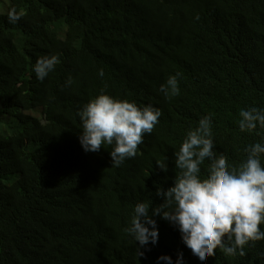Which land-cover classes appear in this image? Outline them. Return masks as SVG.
Returning a JSON list of instances; mask_svg holds the SVG:
<instances>
[{
  "label": "trees",
  "instance_id": "obj_1",
  "mask_svg": "<svg viewBox=\"0 0 264 264\" xmlns=\"http://www.w3.org/2000/svg\"><path fill=\"white\" fill-rule=\"evenodd\" d=\"M11 8L25 13L16 24ZM54 54L39 81L34 64ZM176 73L180 94L169 99L159 89ZM102 89L162 111L119 168L111 146L86 153L79 141L78 112ZM250 107L264 109V0H0V264H157L181 252L199 264L159 217L144 256L125 229L137 203H163L157 187L174 186V153L204 116L214 151L238 167L264 136L239 130ZM245 252L218 249L207 264H264V241Z\"/></svg>",
  "mask_w": 264,
  "mask_h": 264
},
{
  "label": "clouds",
  "instance_id": "obj_2",
  "mask_svg": "<svg viewBox=\"0 0 264 264\" xmlns=\"http://www.w3.org/2000/svg\"><path fill=\"white\" fill-rule=\"evenodd\" d=\"M8 22L18 23L25 13L11 8ZM196 19H199L197 17ZM60 62L58 55L39 57L33 71L43 82ZM99 76L103 77L101 70ZM181 74L170 76L161 85L160 92L166 98L180 94ZM72 78L66 81L71 86ZM82 124L79 141L83 150L96 153L111 146L112 167H121L128 159L135 158L144 137L151 135L159 124L161 109L152 105L138 106L135 102L119 100L101 90L96 98L78 112ZM238 127L241 132L253 133L264 130V109L250 107L239 112ZM259 135L260 133L257 132ZM244 149L246 159L233 166L223 155H218L213 138L212 116L206 115L197 127L187 133L179 151L174 153L175 168L179 175L174 186L165 190L157 187L155 196L163 203L158 206L139 202L134 207L130 225L125 231L138 242L141 249L157 245L159 228L155 217H159L177 228L182 242L192 252L199 264H207L217 250L228 256L246 255L245 248L264 241V136ZM209 162L206 178L202 177V165ZM158 167L168 172L166 163ZM185 264L183 253L173 261L170 256H161L157 262Z\"/></svg>",
  "mask_w": 264,
  "mask_h": 264
},
{
  "label": "rangeland",
  "instance_id": "obj_3",
  "mask_svg": "<svg viewBox=\"0 0 264 264\" xmlns=\"http://www.w3.org/2000/svg\"><path fill=\"white\" fill-rule=\"evenodd\" d=\"M2 124V123H1ZM3 125V124H2Z\"/></svg>",
  "mask_w": 264,
  "mask_h": 264
}]
</instances>
